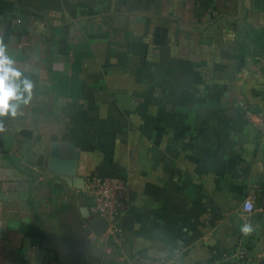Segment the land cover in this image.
Returning <instances> with one entry per match:
<instances>
[{
    "label": "crops",
    "instance_id": "0c3cea01",
    "mask_svg": "<svg viewBox=\"0 0 264 264\" xmlns=\"http://www.w3.org/2000/svg\"><path fill=\"white\" fill-rule=\"evenodd\" d=\"M262 27L264 0H0L25 99L32 84L0 117V264L260 259ZM88 173L127 179L120 244L82 214Z\"/></svg>",
    "mask_w": 264,
    "mask_h": 264
},
{
    "label": "built area",
    "instance_id": "2783aa9c",
    "mask_svg": "<svg viewBox=\"0 0 264 264\" xmlns=\"http://www.w3.org/2000/svg\"><path fill=\"white\" fill-rule=\"evenodd\" d=\"M259 114V115H258ZM261 116L260 112L256 113ZM83 193L91 199L88 210L93 215L105 218L107 236L115 243L123 241L121 219L130 206L127 179L117 174L88 173L84 177ZM245 202L251 204V211H245ZM244 212L249 213L255 209L253 198L247 196L241 203ZM236 264H250L251 259L243 245L235 250ZM260 258V257H259ZM163 259H156L144 253H137L126 264H163ZM105 264H118L109 262Z\"/></svg>",
    "mask_w": 264,
    "mask_h": 264
},
{
    "label": "clouds",
    "instance_id": "9594fccd",
    "mask_svg": "<svg viewBox=\"0 0 264 264\" xmlns=\"http://www.w3.org/2000/svg\"><path fill=\"white\" fill-rule=\"evenodd\" d=\"M14 62L5 54V48L0 43V117L11 114H17L16 109L20 102L27 104L31 97L32 84L28 80L23 81V93H28V99H25L20 86L15 82L20 79L21 72L13 66ZM3 125L0 124V131H3ZM251 204L245 202V211H251ZM244 235L252 233L251 224L245 223L241 227Z\"/></svg>",
    "mask_w": 264,
    "mask_h": 264
},
{
    "label": "water",
    "instance_id": "95a60500",
    "mask_svg": "<svg viewBox=\"0 0 264 264\" xmlns=\"http://www.w3.org/2000/svg\"><path fill=\"white\" fill-rule=\"evenodd\" d=\"M79 182L80 183L77 185V187L82 189L84 186L83 177H79ZM261 209L263 211V226H264V182H263V188H262ZM82 214L84 215V217L88 218L89 223L94 227V229L98 233H102L106 229L107 223H106V220L103 216L91 215L87 208H85L84 211H82ZM250 264H264V255L260 259L256 260L253 263H250Z\"/></svg>",
    "mask_w": 264,
    "mask_h": 264
},
{
    "label": "trees",
    "instance_id": "16d2710c",
    "mask_svg": "<svg viewBox=\"0 0 264 264\" xmlns=\"http://www.w3.org/2000/svg\"><path fill=\"white\" fill-rule=\"evenodd\" d=\"M252 40L253 41H264V27L253 31L252 33ZM264 44H258L259 47L263 46Z\"/></svg>",
    "mask_w": 264,
    "mask_h": 264
}]
</instances>
